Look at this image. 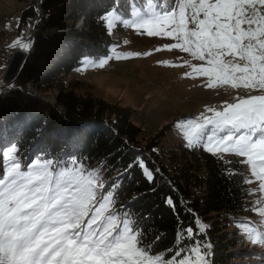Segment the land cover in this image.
<instances>
[{"label": "snow or ice", "instance_id": "1", "mask_svg": "<svg viewBox=\"0 0 264 264\" xmlns=\"http://www.w3.org/2000/svg\"><path fill=\"white\" fill-rule=\"evenodd\" d=\"M101 20L109 34L123 26L174 41L156 51L175 49L189 59L181 65L158 63L187 67L185 78L203 77L207 89L236 93L230 101L206 106L199 116L177 121L176 126L188 147L221 159L223 154L240 158L245 169L242 183L258 184L245 195L259 193L260 199L252 203H264V0H172L127 16L113 8ZM17 45L23 50L31 47L19 40L12 47ZM133 55L139 53H116L95 63L103 68L112 59ZM2 159L0 264H207L211 245L197 239L207 230L199 219L177 232V239L191 243L168 249L166 258L145 243L137 218L123 206L116 208L119 185L106 183L102 170L89 169L75 158L71 166L52 159L22 165L15 145L3 151ZM133 167L153 182L154 171L140 158L121 175ZM165 203L175 210L171 197ZM253 210L264 217V207ZM239 226L253 245L264 246L261 230L248 222Z\"/></svg>", "mask_w": 264, "mask_h": 264}, {"label": "trees", "instance_id": "2", "mask_svg": "<svg viewBox=\"0 0 264 264\" xmlns=\"http://www.w3.org/2000/svg\"><path fill=\"white\" fill-rule=\"evenodd\" d=\"M132 4L143 11L155 0H42L41 6L30 0L22 10L17 32L29 43L32 37L34 41L14 87L0 91V172L5 167L2 153L11 145L22 165L52 159L71 166L75 158L89 169L102 170L106 183L119 185L116 208L123 206L137 218L154 253L168 258V249L190 244L176 237L195 218L207 229L197 236L211 245L207 264H233L238 255L231 249L242 243L244 234L239 223H251L258 213L253 196L245 195L252 187L242 183L245 169L239 158L221 159L183 143L155 150L164 130L142 145V127L132 121L133 107L81 93L84 82L68 80L84 57L108 54L114 41L101 20L104 13L113 8L128 13ZM80 19L84 25L75 29ZM27 81L43 92L56 91L57 105L48 106L23 91ZM136 158L154 171L153 182L138 167L121 175ZM168 197L175 210L165 203ZM263 225H257L261 232ZM256 251L246 256L251 264L264 260L262 248Z\"/></svg>", "mask_w": 264, "mask_h": 264}, {"label": "rangeland", "instance_id": "3", "mask_svg": "<svg viewBox=\"0 0 264 264\" xmlns=\"http://www.w3.org/2000/svg\"><path fill=\"white\" fill-rule=\"evenodd\" d=\"M29 2L30 0H0V44L5 37L12 36L8 45L11 57L16 49H22L19 45L12 47L16 41L29 43L11 28V21L14 20L16 25L19 23L22 13L20 15L18 13L22 12ZM132 11L141 10L136 4H132L128 13L120 12L127 16ZM74 28L80 29L81 22H77ZM110 35L114 42L108 54L100 57H84L82 62L71 71L68 80L83 81L84 84L79 89L81 93H92L110 102L133 107L135 112L132 115V121L142 127L139 134L142 145H147L150 139L161 130H164V134L161 135L160 143L154 146L155 150H161L163 147L169 148L179 143L186 144L182 133L176 126L177 121L195 118L204 111L206 106H215L216 103L223 104L225 100L230 101L231 96L236 94L235 92L229 94L222 89L211 90L203 87L206 80L203 77L196 80L185 78L183 74L190 71L187 67H169L158 63L167 61L171 65H181L183 60L189 59L187 53H181L175 49L156 51L158 48H163L164 44L174 42L168 38L149 37L146 33L142 34L123 26L114 28ZM113 46H115L114 51ZM116 53H139V55H133L127 59H112L107 66L105 65L106 68L96 65L95 62H98L100 58L114 56ZM146 53L151 54L146 55ZM11 57L0 63V73L5 71ZM191 62L201 63L195 60ZM18 73L16 78L9 83L4 81V76L0 77V87L3 86L0 91H10L7 85L11 84L14 87L13 83L18 77ZM28 84L30 85L28 86ZM22 89L48 106L55 107L57 105L58 93L56 91L43 92L30 81H27ZM252 94L258 93L253 92ZM56 109L61 111L58 106ZM228 156V154H223L226 159ZM250 186L256 188L258 184L253 183ZM253 198L255 201L259 200L260 194L256 193ZM259 207H264V203L257 205V209ZM262 222H264V217L260 216L258 212L256 219L248 223V226L260 230L257 225ZM241 231L243 232L242 229ZM242 235V243L240 242L238 246L231 249L238 255L236 259L232 260L233 264H251V260L246 256L256 254V250L260 248L264 251V246L253 245L245 234ZM263 261H253L252 264H263Z\"/></svg>", "mask_w": 264, "mask_h": 264}, {"label": "water", "instance_id": "4", "mask_svg": "<svg viewBox=\"0 0 264 264\" xmlns=\"http://www.w3.org/2000/svg\"><path fill=\"white\" fill-rule=\"evenodd\" d=\"M37 4L39 6L42 5V0H37ZM84 21V20H83ZM31 50V47L29 49L28 52L22 50V49H16L12 55V57L10 58L8 65L5 69V73H4V81L6 83L12 82L14 78H16L17 73L19 72V70L21 69L25 58L27 57V54H29ZM3 86L0 87V89Z\"/></svg>", "mask_w": 264, "mask_h": 264}, {"label": "built area", "instance_id": "5", "mask_svg": "<svg viewBox=\"0 0 264 264\" xmlns=\"http://www.w3.org/2000/svg\"><path fill=\"white\" fill-rule=\"evenodd\" d=\"M11 28L12 29H16V22L15 21L11 22ZM9 42L10 41H7V37H5L3 39V41L1 42V44H0V63L5 62L6 58L11 57L10 56L11 55V51H10V49L8 47V45L10 44ZM4 73H5V71L1 72L0 73V77L4 76ZM230 100H231V98H230ZM219 105H221V103H217L215 106H219Z\"/></svg>", "mask_w": 264, "mask_h": 264}, {"label": "bare ground", "instance_id": "6", "mask_svg": "<svg viewBox=\"0 0 264 264\" xmlns=\"http://www.w3.org/2000/svg\"><path fill=\"white\" fill-rule=\"evenodd\" d=\"M21 13V11L18 13V15ZM14 21V20H13ZM16 28H17V26H16ZM14 31H17V29L15 30V29H13ZM11 38H12V36L10 35V36H7V40L8 41H10L11 40ZM106 68V67H105ZM30 84H28V86H29ZM6 90H8L7 88H6Z\"/></svg>", "mask_w": 264, "mask_h": 264}]
</instances>
